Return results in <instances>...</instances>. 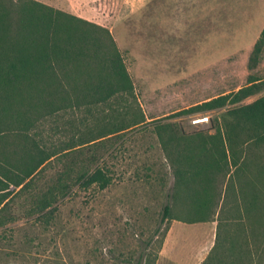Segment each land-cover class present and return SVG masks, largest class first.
<instances>
[{"label":"rangeland","instance_id":"1","mask_svg":"<svg viewBox=\"0 0 264 264\" xmlns=\"http://www.w3.org/2000/svg\"><path fill=\"white\" fill-rule=\"evenodd\" d=\"M37 1L108 28L134 88L126 102L112 98L111 107L70 108L48 116L38 125L46 147L60 150L111 113L128 111L122 115L127 121L141 113L145 121L108 135L96 147L71 151L82 150L84 156L96 149L99 162L110 169L106 188L72 184L38 216L36 200L56 184L54 168L13 198L8 209L15 219L0 230V264H203L217 233L227 253L222 264H264V144L243 146L246 171L239 179L247 196L249 190L258 194L254 209L244 210L239 181L233 191L220 172L210 180L213 206L206 220L189 221L188 194L177 185L171 158L174 148L164 147L157 134L165 123L183 135L223 129L227 109L238 103L170 115L237 90L249 75L264 82V45L256 64H250L264 25V0ZM263 94L264 86L242 102ZM205 115L209 124H190V118ZM166 204L170 211L164 218ZM232 239L240 241L234 255L227 252ZM235 254L243 261H232Z\"/></svg>","mask_w":264,"mask_h":264},{"label":"trees","instance_id":"2","mask_svg":"<svg viewBox=\"0 0 264 264\" xmlns=\"http://www.w3.org/2000/svg\"><path fill=\"white\" fill-rule=\"evenodd\" d=\"M263 45L264 25L253 46L251 65L258 61ZM263 86L259 78L249 75L247 84L237 90L170 115L175 117L238 103L227 109L223 129L217 127L212 134L203 131L177 134L172 123L159 125L157 134L164 147L174 148L171 158L175 162L177 185L188 194L186 220H206L213 206L210 180L220 172L228 176L233 191L239 181V197L247 213L259 202L254 191L249 190L250 197L246 195L239 178L246 171L243 146L264 144V94L249 102L242 101ZM133 89L123 56L108 28L37 0H0V204L4 202L0 214L4 213L3 225L12 221L6 210L13 198L26 193L46 169H56V184L36 200L34 210L38 216L45 214L44 210L59 194L64 197L72 184L104 189L112 182L110 169L99 162L96 149L84 156L82 150L81 153L71 151L89 145L96 147L108 135L138 126L145 121L141 113L132 114L130 121L122 116L128 111L111 113L93 131L89 130L86 136L85 133L58 151L46 147L38 125L60 110L110 106L111 99L118 96L126 102L127 97L134 96ZM11 187H18L13 195ZM169 211L170 206L166 204L164 218ZM239 243L238 239H232L227 252L234 255ZM225 254L224 240L217 233L203 264H222ZM236 259L243 261L241 257L232 261Z\"/></svg>","mask_w":264,"mask_h":264},{"label":"built area","instance_id":"3","mask_svg":"<svg viewBox=\"0 0 264 264\" xmlns=\"http://www.w3.org/2000/svg\"><path fill=\"white\" fill-rule=\"evenodd\" d=\"M209 116L205 115V116H195L190 118V124L195 126V127H202L205 126L207 124H209Z\"/></svg>","mask_w":264,"mask_h":264},{"label":"crops","instance_id":"4","mask_svg":"<svg viewBox=\"0 0 264 264\" xmlns=\"http://www.w3.org/2000/svg\"><path fill=\"white\" fill-rule=\"evenodd\" d=\"M11 190H12L11 195H13V194L18 190V187H17V188H14V189H12V187H11ZM3 204H4V202H1L0 207H2ZM11 209H12V208H11ZM9 211H12V210L7 209V210H6V214L9 215L8 217L11 218L12 221H13V220L15 219V217H14L13 213H11V212H9ZM3 219H4V213H1V214H0V230H3V229L6 228V226L8 225V223H6V224H4V225L1 223V221H2Z\"/></svg>","mask_w":264,"mask_h":264}]
</instances>
